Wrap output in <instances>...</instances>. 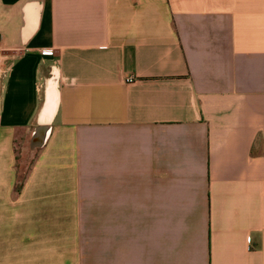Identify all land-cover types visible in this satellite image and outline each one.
I'll use <instances>...</instances> for the list:
<instances>
[{
	"label": "crops",
	"instance_id": "crops-1",
	"mask_svg": "<svg viewBox=\"0 0 264 264\" xmlns=\"http://www.w3.org/2000/svg\"><path fill=\"white\" fill-rule=\"evenodd\" d=\"M0 264H264V0H0Z\"/></svg>",
	"mask_w": 264,
	"mask_h": 264
},
{
	"label": "water",
	"instance_id": "water-1",
	"mask_svg": "<svg viewBox=\"0 0 264 264\" xmlns=\"http://www.w3.org/2000/svg\"><path fill=\"white\" fill-rule=\"evenodd\" d=\"M53 108H54V101L52 98H49L46 108H45V114L47 115H52L53 113ZM46 116V115H45Z\"/></svg>",
	"mask_w": 264,
	"mask_h": 264
},
{
	"label": "built area",
	"instance_id": "built-area-1",
	"mask_svg": "<svg viewBox=\"0 0 264 264\" xmlns=\"http://www.w3.org/2000/svg\"><path fill=\"white\" fill-rule=\"evenodd\" d=\"M46 53H51V52H46Z\"/></svg>",
	"mask_w": 264,
	"mask_h": 264
}]
</instances>
